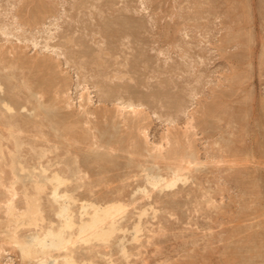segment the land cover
Returning <instances> with one entry per match:
<instances>
[{
	"label": "rangeland",
	"instance_id": "1",
	"mask_svg": "<svg viewBox=\"0 0 264 264\" xmlns=\"http://www.w3.org/2000/svg\"><path fill=\"white\" fill-rule=\"evenodd\" d=\"M0 27V97L14 106L13 115L0 107V138L9 137L0 143V264H31L22 238L63 226L66 209L77 212L83 197L104 206L120 200L117 218L128 228L135 207L148 212L141 243L130 231L77 241L69 246L77 264H126L122 236L130 264L147 255L145 264H264V0H0ZM44 57L50 63L39 65ZM88 94L90 115L80 107ZM129 99L138 115L119 116L117 106ZM164 136L176 157L194 162L191 172L133 206L136 182L168 173L176 159ZM94 137L103 148L92 146ZM160 140L167 160L153 154ZM76 161L83 180L71 177L59 191L79 202L64 204L51 185H33L39 162L74 170ZM12 192L15 210L7 212ZM63 228L65 236L75 229Z\"/></svg>",
	"mask_w": 264,
	"mask_h": 264
},
{
	"label": "bare ground",
	"instance_id": "2",
	"mask_svg": "<svg viewBox=\"0 0 264 264\" xmlns=\"http://www.w3.org/2000/svg\"><path fill=\"white\" fill-rule=\"evenodd\" d=\"M246 1V0H245ZM36 2V1H35ZM247 3V2H246ZM245 4V3H244ZM35 5H39V4H35ZM35 5H33V6H35ZM41 5V4H40ZM40 5H39V10H41V9H44V7H45V4L43 5V3H42V6L40 7ZM36 7V6H35ZM248 7V6H247ZM37 8V7H36ZM41 8V9H40ZM240 8H241V6H240ZM243 8V7H242ZM48 9V8H47ZM244 9V8H243ZM36 10V9H35ZM261 10V9H260ZM37 11V10H36ZM35 11V12H36ZM46 13V11H42V13ZM248 12V11H247ZM36 13H38V11L36 12ZM40 13V12H39ZM38 13V14H39ZM41 13V14H42ZM32 15H34V14H32ZM240 17H242V16H240ZM34 18V16L33 17H31V19H33ZM34 19H36V18H34ZM241 20V19H240ZM243 20V19H242ZM246 21V20H245ZM0 28H2V27H0ZM237 29V28H236ZM0 30H2V29H0ZM3 31V30H2ZM1 31V32H2ZM237 31V30H236ZM239 32V31H238ZM243 32V31H242ZM4 34H5V31H4ZM3 34V35H4ZM8 34V33H7ZM233 34V33H232ZM238 35H240L239 33H238ZM237 35V36H238ZM244 35H245V33H244ZM244 35H243V39H244ZM8 36V35H7ZM236 36V38L238 39V37ZM240 39V38H239ZM245 39H247L246 37H245ZM240 40H242V39H240ZM245 41V40H244ZM46 43V47L45 48H47V47H49L48 46V44H47V42H45ZM37 44V43H36ZM244 45V44H243ZM36 46V45H35ZM44 46H45V44H44ZM244 50V49H243ZM248 53V52H247ZM241 57H243V56H241ZM45 58V59H44ZM44 58H40V59H38V61H37V63H39V62H42L43 61V63H39V65H42V66H44L45 64H46V62L45 61H48L49 60V57H47L48 58V60H47V58L46 57H44ZM97 58H98V56H97ZM97 58H96V60H97ZM2 59V58H1ZM0 59V62L1 61H3V60H1ZM22 59V58H21ZM42 59H44V60H42ZM102 59V58H101ZM243 59V58H242ZM17 60H18V58H17ZM25 61H26V58L24 59ZM40 60H42V61H40ZM22 61V60H21ZM20 61V62H21ZM29 61V60H28ZM34 62L36 61V59L35 60H33ZM32 61V64H34V62ZM49 63H50V60L48 61ZM101 62V61H100ZM99 62V63H100ZM16 63V62H15ZM15 63H13L14 65H15ZM30 63V62H29ZM36 63V62H35ZM49 63H48V66H46V67H49L50 65H49ZM2 64V63H1ZM12 64V65H13ZM11 65V64H10ZM11 65V66H12ZM14 65H13V67H14ZM21 65H24V64H21ZM34 65H37L36 67L34 66ZM33 65V67L34 68H36L37 69V67H38V64H34ZM102 65V64H101ZM28 66V65H27ZM98 66V65H97ZM16 67H18V66H15L14 68L15 69H12V68H10V67H8V68H10L12 71L13 70H16ZM19 67H20V65H19ZM30 67V66H29ZM28 67V68H29ZM45 67V68H46ZM21 68V67H20ZM20 68H18V69H20ZM22 68H24L23 66H22ZM40 68V70H41V68L42 67H39ZM38 68V69H39ZM31 70V69H30ZM39 70V71H40ZM39 71H37V72H39ZM43 71H45V69L43 70ZM28 72V71H27ZM32 72V71H31ZM37 72H35V73H37ZM42 73V72H41ZM44 73V72H43ZM23 74V71H21L20 70V76L19 75H17V77H21L22 78V75ZM30 74V73H29ZM28 74V75H29ZM32 74V73H31ZM46 73H44V75H45ZM12 75L14 76V74L12 73ZM27 75V76H28ZM30 76V75H29ZM116 76V75H115ZM16 76H14V78H17ZM32 77V76H31ZM114 77V75L112 76V78ZM24 78V77H23ZM23 78L21 79V81H23ZM28 78H30V77H28ZM34 78H35V76H34V74H33V80H34ZM44 78V77H43ZM46 78V77H45ZM45 78H44V80H45ZM114 78H116V77H114ZM117 78H121V76L120 77H117ZM19 81H20V79H18ZM31 80H32V78H31ZM32 80V81H33ZM40 80V79H39ZM39 80H38V82H39ZM42 78H41V82H39V85H40V83L42 84V81H44ZM47 81V80H46ZM26 82V81H25ZM25 82H24V84H25ZM38 82H36V83H38ZM28 83V84H27ZM26 83V85L24 86V84H23V82H21V84L20 85H23L25 88L24 89H26V87H28V85H29V82H27ZM38 85V84H37ZM44 85H46V83L45 84H43V86ZM32 87H34V86H32ZM41 87V86H40ZM38 88V87H37ZM28 89V88H27ZM40 89V88H39ZM22 90V89H21ZM42 90V87H41V89H40V91ZM45 90V89H44ZM43 90V91H44ZM0 91L2 92V86H1V84H0ZM5 91V90H4ZM37 91V90H36ZM39 91V90H38ZM109 91V90H108ZM22 92H24V90L22 91ZM112 92V91H111ZM34 93V92H33ZM38 93V92H37ZM4 94V93H3ZM40 94H41V92H40ZM45 94V93H44ZM38 95V94H37ZM43 95V94H42ZM42 95H40V96H42ZM8 99H9V97H7ZM18 97H15V98H13V99H17ZM36 98V97H35ZM223 98V97H222ZM7 99V100H8ZM122 99V98H121ZM18 100V99H17ZM29 100V99H28ZM36 100H37V98H36ZM119 100V99H118ZM220 100V99H219ZM127 101V100H126ZM34 102V101H33ZM90 98H89V94H88V97L86 98V100L84 101V103H82V104H80V107H81V109L84 111L85 109H86V107L87 106H89V104H90ZM123 102H125V101H123ZM223 102V101H222ZM14 103V102H13ZM35 103H37V101L35 102ZM38 103H39V101H38ZM37 103V104H38ZM51 103V102H50ZM217 103V102H216ZM224 103V102H223ZM120 105L119 106H117V113H119L120 115L119 116H121V114L123 113H125L124 111H126V110H129V112H130V115H132V114H136V115H138V112H137V110H138V106L137 105H135V103H133L132 102V100L131 99H129L128 100V102H126V103H119ZM219 104V103H218ZM217 104V105H218ZM0 107H2L3 108V110L4 111H6V113H8L9 112V114H12L13 115V113H11V111L13 110V107L5 100V98H3V97H0ZM13 105V104H12ZM51 105H52V103H51ZM50 105V106H51ZM240 105H241V103H240ZM243 105V104H242ZM38 106V105H37ZM49 106V107H50ZM48 107V108H49ZM218 107V106H217ZM226 107V106H225ZM238 107H239V105H238ZM243 107H244V105H243ZM21 108H22V110L23 109H25V107L23 106V107H20V110H21ZM240 108V107H239ZM19 109V108H18ZM87 110V109H86ZM85 110V111H86ZM240 110H241V108H240ZM246 110H248V109H246ZM89 111V110H88ZM88 111H86L87 113L86 114H89V112ZM93 111V110H92ZM96 111H98V110H96ZM101 111V110H100ZM16 112V111H15ZM108 112V111H107ZM128 112V113H129ZM217 112V111H216ZM231 112H233V111H231ZM30 113H32V112H30ZM61 113V112H60ZM68 113V112H67ZM105 113V112H104ZM140 113V112H139ZM218 113V112H217ZM0 114H1V112H0ZM62 114H64V113H62ZM85 114V113H84ZM90 114H92L91 112H90ZM89 114V115H90ZM94 114V113H93ZM97 114V113H96ZM100 113H98V115H99ZM74 115V114H73ZM76 115V114H75ZM101 115V114H100ZM102 115H105V114H102ZM102 115H101V117H102ZM107 115H110V114H107ZM106 115V116H107ZM206 115V114H205ZM234 115H236V114H234ZM243 115V114H242ZM10 116V115H9ZM21 116V115H20ZM51 116V115H50ZM63 116V115H62ZM133 116V115H132ZM19 117V116H18ZM18 117H17V119H18ZM60 117V116H59ZM105 117V116H104ZM203 117V116H202ZM206 117H207V115H206ZM210 117V116H209ZM23 118V117H22ZM22 118H20V119H22ZM110 117H108V119H109ZM9 119V118H8ZM14 119V121H12V123L13 122H15L16 121V119L15 118H13ZM13 119H11V120H13ZM107 119V118H106ZM208 119V118H207ZM206 119V120H207ZM4 120V119H3ZM68 119H66V121H67ZM77 120V119H76ZM75 120V121H76ZM125 121H126V119H124ZM130 120V119H129ZM128 120V121H129ZM200 120H202V119H200ZM205 120V119H204ZM239 120H240V118H239ZM0 121H2V120H0ZM5 121H7V120H5ZM19 121V120H18ZM132 121H133V119H132ZM190 121H192V120H190ZM238 121V120H237ZM4 122V121H3ZM7 122H10V121H7ZM6 122V124H8ZM72 122V121H71ZM130 122H131V120H130ZM204 122V121H203ZM202 122V123H203ZM206 122V121H205ZM204 122V123H205ZM208 122V121H207ZM240 122V121H239ZM27 123H30V121H28V122H26V124ZM125 123V122H124ZM134 123V122H133ZM190 123V122H189ZM188 123V125H190ZM2 124V123H1ZM11 124V123H10ZM68 124V123H67ZM71 124V123H70ZM132 124V123H131ZM200 125V124H199ZM21 126V125H20ZM1 127V126H0ZM8 127V126H7ZM57 127H58V125H57ZM69 127V126H68ZM190 127V126H189ZM12 128H16L17 130H21V127H19V129L17 128V126L15 127V126H12ZM55 128V127H54ZM94 129H95V127H93ZM98 128V127H97ZM205 128V127H204ZM2 128H0V130H1ZM10 130H12V129H10ZM57 130V129H56ZM3 131H5V130H3ZM24 131V130H23ZM92 131H93V129H92ZM91 130H90V132H92ZM99 131V130H98ZM97 131V132H98ZM249 131V130H248ZM12 132V131H11ZM14 132V131H13ZM15 132H16V130H15ZM14 132V133H15ZM22 132V131H21ZM20 132V133H21ZM96 132V133H97ZM186 132V131H185ZM185 132L183 133V134H185ZM18 133V132H17ZM67 133V132H66ZM65 133V134H66ZM70 133V132H69ZM71 133H72V131H71ZM98 133H100V132H98ZM5 133H3V134H1V135H4ZM7 134H8V132H7ZM187 134V133H186ZM70 135H72V134H70ZM145 135V134H144ZM7 136V135H6ZM5 136V138H7ZM146 136V135H145ZM3 137V136H2ZM0 138V143H1V141L2 142H5V140H1V139H5V138ZM10 137H12V133H10ZM99 137V136H98ZM165 137V136H164ZM164 137L162 138L163 140H164V142H165V144H169L170 142H169V140L167 139V136L165 137V139H164ZM9 138V137H8ZM8 138H7V140H8ZM14 138H17L18 140V142H19V138H18V136H16V137H14ZM84 138V137H83ZM145 138V137H144ZM144 138H143V140H144ZM175 138V137H174ZM95 141H94V143H93V141H92V146L93 147H95V149H99L100 147H102L103 148V146L102 145H99L98 144V141H97V139L94 137L93 138ZM162 140V141H163ZM175 140H176V144H178L179 143V141H177V140H179L178 138L176 139L175 138ZM10 141V140H9ZM12 141V140H11ZM10 141V142H11ZM136 142H137V140H135ZM145 141H146V138H145ZM13 142V141H12ZM11 142V143H12ZM17 142V144H19ZM139 142V141H138ZM163 142V143H164ZM143 143V142H142ZM147 143V142H146ZM160 145H155L156 147H154V152H153V154L154 153H156V151H157V155L155 154V156H158L161 160H167L168 159V157H166L167 155H168V152H169V154H170V156L172 155V154H174V156L173 157H175L176 159H175V161H176V163H175V161L173 160V164H171L169 167H168V169H169V172L168 173H163L165 170H163V169H161L162 171H160L159 170V172H156V173H149L148 174V176H146V178H145V180H144V185H142L143 184V182H141V184L140 183H138V181L136 182L137 183V185H140V186H135V191H134V193H132V196H130V197H132L133 199H132V203H131V205H133V206H135V205H137L140 201L142 202V200H145V199H147V198H149L150 196H151V193H153V192H160V191H162L163 189H165V188H170V187H173L175 184H176V182H178V181H180V180H185L186 178H188V172L190 173L191 172V166H193L194 165V162H192V161H190V160H188V156H186V157H184V155L183 156H181L182 158H179V157H176L175 155H177L178 153H177V151H175V150H173V149H175V148H172V146L170 147L169 145H168V150L169 151H167V148H165V146H164V144H161V140H160V142H158ZM3 144V143H2ZM5 144V143H4ZM108 144V143H107ZM139 144V143H138ZM175 144V145H176ZM181 144V143H180ZM187 144H189V143H187ZM259 144V143H258ZM6 145L8 146L9 145V143H7V141H6ZM111 145V144H110ZM137 145V144H136ZM145 145V144H144ZM151 145V144H150ZM166 145V146H167ZM18 146V145H17ZM178 146H180V145H178ZM188 146V145H187ZM146 147H148V145H146ZM146 147H145V150H147L146 152H149L148 154L150 155V152L152 151V150H150V149H148V148H152V147H148L147 149H146ZM177 147V146H176ZM182 148H184L185 146L183 145V146H181ZM189 147H190V145H189ZM242 147V146H241ZM114 148V147H113ZM141 148V147H140ZM186 148H188V147H186ZM232 148H233V146H232ZM107 149V148H106ZM109 149V148H108ZM170 149H172V150H170ZM179 149V148H178ZM234 149V148H233ZM257 149V148H256ZM2 146H1V144H0V153L2 154ZM144 150V149H143ZM144 150V151H145ZM163 150H164V154H163ZM186 150V149H185ZM184 150V151H185ZM230 150V149H229ZM235 150V149H234ZM4 151V150H3ZM114 151V150H113ZM174 153H173V152ZM152 153V152H151ZM177 153V154H176ZM181 152L179 151V154H180ZM4 155H5V151H4V153H3ZM152 154V155H153ZM167 154V155H166ZM4 155H1V156H4ZM180 156V155H179ZM172 157V156H171ZM172 157V158H173ZM186 158V159H184V158ZM234 157H236L235 155H234ZM179 158V159H178ZM156 159V158H155ZM37 161H38V159H37ZM201 163V162H200ZM20 165H22V163L20 164ZM33 165H36V164H33ZM11 166H13V164L11 165ZM18 165H16V167H17ZM73 166H74V170L73 169H71L70 168V166L69 165H67L66 166V170L64 169V168H60V169H51V167H49V164H43V162H39L38 163V165H37V167H35L34 169L36 170V171H38V173H37V175L35 176V177H32L33 178V185L36 187V189L38 188V189H44L47 185H51V196H52V198H54V200H56V199H60V200H62V201H64V204H67L68 202L69 203H73V204H75V203H77V202H79L78 200H80V198L77 200L76 198V196L74 197L73 195H71L70 193H68L67 191H59V188L61 187V186H64L65 187V185H67V183H69V182H71V177H74L75 178V180L76 181H81V180H83V177L82 178H78L77 177V175L78 174H80V173H82V171H81V169H80V165L78 166V162L76 161L74 164H73ZM1 168V170H3V168L2 167H0ZM12 168V167H11ZM14 168V167H13ZM24 168H26V166H25V164H24V167H22L21 169H23L22 171H24ZM26 169H28V168H26ZM25 169V170H26ZM20 170V169H19ZM34 170V171H35ZM35 171V172H36ZM28 172V171H27ZM3 173V171L1 172V174ZM66 175H68V176H66ZM140 181H141V179H140ZM257 182V181H256ZM12 184V183H11ZM31 184H32V182H31ZM258 184V183H257ZM25 185V184H24ZM27 185H29V184H27ZM31 186V185H30ZM33 187V186H32ZM138 187V188H137ZM26 188V187H25ZM137 188V189H136ZM74 194V193H73ZM137 194H140V196L139 197H137V198H135L136 196H137ZM15 196H16V192H12V194H11V196H10V199L8 200V198H7V202H6V211L7 212H10V211H14L15 210V206H14V198H15ZM85 198H87V197H83L82 198V200H80L82 203H81V206H79L78 208H77V212H75L74 210H67L66 209V211H65V213H64V215H65V219H64V222H65V224L63 225V226H59L58 228H57V230H55L54 229V226L52 225V223H50V224H48V226H46V227H44V226H42V225H40V224H37V223H35L34 224V226L35 227H37L38 225L39 226H42V227H37V228H39V229H37L36 228V230H34V232H32V233H30L31 232V229L29 230L30 232V234L29 235H26V236H24L23 238H22V241H24L26 244H27V248L25 249V250H23V258L25 259L26 258V260L28 259L30 262H31V264H77V262H75V260H77V259H75L74 260V258H76L78 255H73V253L74 252H70L69 251V246L70 245H72V244H74V243H76L77 241H85V242H87V241H89V240H91V239H95V240H102V241H105V239L111 234V233H114V232H119V233H121V234H125V233H127V232H131V241L132 242H140V234L145 230V227L144 226H142L141 224V219H142V217H144V216H146L147 215V212H148V210L145 208V207H139V208H137V207H135L136 208V210H137V212H133V213H131V215L129 216V218H128V220H127V223L129 222V221H132L131 223H132V226H131V228H128V227H126L124 224H122L121 223V221H120V219H118L117 218V216H118V214L123 210V207L122 206H120L118 203L120 202V200L118 201V202H116V201H114L113 200V203L112 204H116V205H107V206H104V205H101V204H96L95 203V201H94V203H93V201H91V202H87L88 200H90V197H88V200L86 201V199ZM94 198V197H93ZM85 201H84V200ZM97 199V198H96ZM99 199V198H98ZM101 199L103 200V198H100L99 200L101 201ZM92 200V199H91ZM95 200V199H94ZM105 200V199H104ZM102 201V203L103 202H107L108 201V199L107 200H105V201ZM156 199H154V201H155ZM159 200V199H158ZM99 202V201H98ZM158 202V201H157ZM28 203V202H27ZM101 203V202H100ZM156 203V202H155ZM139 205H141V204H139ZM59 207L60 208H63V206L62 205H59ZM158 210V209H157ZM157 210H154L153 211V216L154 217H156L155 215H156V213L158 212ZM36 212V210H33V208H31V214H34ZM158 214V213H157ZM18 216H21V215H23V213H20V214H17ZM78 217H77V216ZM75 217H77L78 219H79V221L76 223V222H74V218ZM69 227V228H71V229H76V231H75V229H74V232L73 233H71V234H69V235H67V236H65V234H64V228L63 227ZM34 229V228H33ZM147 230H149V229H147ZM153 233H155L156 234V232H153ZM142 238V237H141ZM152 238V237H151ZM127 240L125 239V236L123 237L122 236V238L120 239V246H119V248L121 249V251H122V255L119 253V255H121V256H123V258H124V260L126 261L125 263L126 264H130V263H133V262H129L128 260H129V258H130V256L131 255H129L128 254V252L126 251V246H125V242H126ZM141 243V242H140ZM136 247V246H135ZM138 247V246H137ZM91 248V247H90ZM141 248V247H140ZM261 249V248H260ZM259 249V250H260ZM152 250V249H151ZM262 250V249H261ZM69 251V252H68ZM88 251V250H87ZM97 251H99V250H97ZM96 251V252H97ZM140 251V250H139ZM154 251V250H153ZM255 251H257V250H255ZM96 252L94 253V252H92L91 254H95L94 256H96ZM98 253V252H97ZM129 253H131V252H129ZM259 253H261V252H258L257 254H259ZM91 254H89L90 255V257L91 258H93L92 256H91ZM100 254V253H99ZM98 254V255H99ZM132 255H133V253H131ZM148 254H151V252L150 253H148ZM256 254V253H255ZM262 254H264V253H262ZM106 255H108L107 253H106ZM106 255L104 254V256H105V258H107L106 260H109L110 259V257H109V259H108V256L106 257ZM136 255H138V254H134L133 256H136ZM142 254H140V256H141ZM73 256H75V257H73ZM110 256H112L111 254H110ZM97 257V256H96ZM147 257H149V255H147ZM146 256H145V258L143 259V257H142V261H141V264H145V261L147 260V259H149V258H147ZM252 257V256H251ZM250 257V258H251ZM104 258V257H103ZM112 258V257H111ZM147 258V259H146ZM137 259H139V258H137ZM141 259V258H140ZM235 259V258H234ZM111 260L112 259H110V263H111ZM247 260H249V259H247ZM114 261V260H113ZM112 261V262H113ZM244 261H246V260H244ZM116 262V261H115ZM115 262H113V263H115ZM122 261H120V263H121ZM243 262V261H242ZM247 262V261H246ZM9 263V262H8ZM108 263V262H107ZM9 264H13L12 262H10ZM109 264V263H108ZM117 264V263H116Z\"/></svg>",
	"mask_w": 264,
	"mask_h": 264
}]
</instances>
